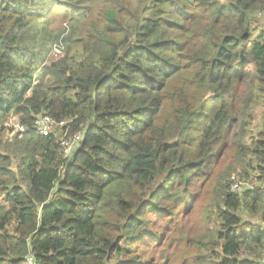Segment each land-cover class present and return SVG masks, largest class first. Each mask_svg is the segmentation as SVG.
I'll list each match as a JSON object with an SVG mask.
<instances>
[{
	"label": "trees",
	"instance_id": "trees-1",
	"mask_svg": "<svg viewBox=\"0 0 264 264\" xmlns=\"http://www.w3.org/2000/svg\"><path fill=\"white\" fill-rule=\"evenodd\" d=\"M56 6L84 16L75 36L48 27ZM257 16L264 0H0V264H152L139 247L161 239L169 264L180 242L177 264H261L263 186L233 192L227 172L209 190L233 143L264 183V130L247 142L264 107ZM43 114L82 131L70 157L60 130H33ZM197 190L204 227H159Z\"/></svg>",
	"mask_w": 264,
	"mask_h": 264
},
{
	"label": "rangeland",
	"instance_id": "rangeland-1",
	"mask_svg": "<svg viewBox=\"0 0 264 264\" xmlns=\"http://www.w3.org/2000/svg\"><path fill=\"white\" fill-rule=\"evenodd\" d=\"M48 3H51L50 1H47ZM43 2L38 4V7L43 8ZM65 10L60 8L59 6H56L51 11H44V20L47 22L48 27L55 32H59L60 36L69 37V36H75L81 28L78 25H81L84 22V16H82L81 13H72V14H65ZM258 21L255 23L257 28L254 26V30L256 32L254 33L257 37L260 29H263V19L257 16ZM54 49L49 53L46 62L49 63L52 58L60 56L63 52L66 51L67 47H62L55 43ZM264 107L260 106L257 108V115L255 119L249 124L248 126V132H247V142L250 143L252 136H257L258 133L262 130H264V124L262 121V113H263ZM18 121L17 116H12L9 119V122L14 124ZM10 127V126H8ZM13 128V127H12ZM232 139H237V135L234 133L231 136ZM247 162H250V157L247 158ZM245 167V168H244ZM211 181L214 184L209 190H214L215 186L217 185L219 180H222L221 177L224 173H230V178H235L233 182L235 181H242L246 182L247 184L244 185V187L241 188V190L245 188H253L256 185H262L264 188V183L261 184V182H258L256 179V171L247 168L246 165H244L240 160L236 153V145L235 143L229 145L227 148V151L220 159V162H213L211 167ZM248 170L250 177L249 179H243L241 177V174H243V171L245 172ZM239 177V178H237ZM257 181H256V180ZM198 191V195L195 196L194 199L188 198L187 202L183 201L181 202L178 207L180 213L176 215L174 218H172L171 221L168 220V224L165 226V223H162L159 225V227L164 228L165 231H168V234L175 235L176 228L179 225H183L185 227L184 232L189 233L190 230H195L197 228H202L205 226V222H203L202 217L203 214L206 212V206L211 201L209 192L207 191L206 194L199 199L200 190ZM4 197L0 199V204L5 203L2 202ZM199 199V200H197ZM5 200V199H4ZM187 206H190L189 209H187ZM202 221V222H201ZM201 224V225H200ZM213 226V224H211ZM165 239H161L160 243H158L156 246L151 247L150 245L145 246L142 244L139 247V252H142L141 254L146 258L150 260V263L154 264L153 262L158 259V264H169L170 259L164 261L165 255H160V246L162 245L163 241ZM172 246V245H171ZM170 246V248H171ZM183 244L180 242L176 244L173 250V254H175V262L174 264H177L179 262V259L183 255ZM163 258V259H162Z\"/></svg>",
	"mask_w": 264,
	"mask_h": 264
},
{
	"label": "built area",
	"instance_id": "built-area-1",
	"mask_svg": "<svg viewBox=\"0 0 264 264\" xmlns=\"http://www.w3.org/2000/svg\"><path fill=\"white\" fill-rule=\"evenodd\" d=\"M70 121H58L54 118H52L48 114H43L38 116L34 121V127L33 130L43 136H49L53 134L56 130H60V136H59V143L62 149L63 156L65 158H68L72 155L74 152L76 146L79 144L80 140L83 137L82 131H76L71 133L70 131ZM6 125L13 127L15 129L20 130L21 132H25L26 128L20 124V121H16V123H7ZM246 182L242 181H235L231 185V189L233 192H239L244 185H246ZM243 190V189H242ZM241 190V191H242ZM20 264H36V260L34 255L29 254L26 257L22 259ZM261 264H264V259L262 260Z\"/></svg>",
	"mask_w": 264,
	"mask_h": 264
}]
</instances>
